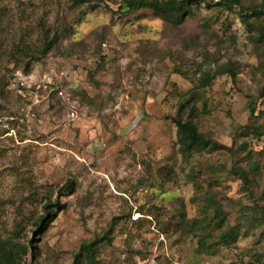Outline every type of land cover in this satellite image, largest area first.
<instances>
[{"label": "rangeland", "instance_id": "rangeland-1", "mask_svg": "<svg viewBox=\"0 0 264 264\" xmlns=\"http://www.w3.org/2000/svg\"><path fill=\"white\" fill-rule=\"evenodd\" d=\"M119 1L0 0L12 15L6 51L12 34L29 33L27 41L39 45V21L61 36L28 67L6 64L0 54L6 83L0 100L2 237L20 241L25 261L35 264H70L79 245L96 237L102 238L99 264L151 258L157 264H264V224H251L250 211L239 209L264 208V133L246 129L264 124V45L250 39L237 13L206 0H195L198 7L180 25L148 9L119 12ZM204 72L215 76L198 104L197 122L233 151L184 160L170 117L180 94ZM250 100L255 113L262 111L251 119ZM246 154L259 165L250 195L232 174L233 165L247 169ZM67 181L71 190L64 188ZM194 181L222 204L224 230L235 239L211 254L198 252L193 238L168 223L176 207L187 217L198 215L191 198L202 193ZM48 201L61 206H50L55 215L38 230L33 223Z\"/></svg>", "mask_w": 264, "mask_h": 264}, {"label": "trees", "instance_id": "trees-1", "mask_svg": "<svg viewBox=\"0 0 264 264\" xmlns=\"http://www.w3.org/2000/svg\"><path fill=\"white\" fill-rule=\"evenodd\" d=\"M73 6H78L85 2H91L92 0H71ZM207 6H215L218 11H224L227 13H237L241 22L247 26L250 39L256 43L264 45V0H206L203 1ZM197 4L195 0H120L117 5V10L123 12L125 9L127 12L136 11L140 9H148L154 12L162 19L170 22L172 25H180L191 17V10L196 8ZM198 7V6H197ZM125 11V12H126ZM12 18L11 11L4 6H0V54L6 56V64H21L24 67H28L32 61H37L43 58L52 47L59 41L60 34L59 29L56 26H46L44 21H39L37 25V31L39 34V45L31 44L27 41L29 33L24 34H12L10 37V45L8 50L3 49L5 47L6 33L5 27L8 21ZM257 19L259 23H253L250 20ZM6 24L4 25V23ZM208 23L204 21L202 28L206 29ZM67 32V30L65 31ZM3 52V53H2ZM260 72L262 76V85L260 92L264 96V61L260 63ZM5 68L7 66L5 65ZM232 80H235L236 74L228 69L227 71ZM218 74V72H217ZM215 73L204 72L198 79V82L192 86L189 90L180 94V98L176 104L174 114L170 117L176 127V136L179 144V150L184 160H188L195 154L203 152H212L215 150L225 149L229 152L233 151V148L225 147L218 144L216 141L208 137L199 127L198 120V104L204 102L205 98L202 96L206 87L209 86L211 79H213ZM6 83L3 81V77L0 76V100L4 99V88ZM1 102V101H0ZM248 110L250 113V119L257 117L255 113L256 107L254 100L248 102ZM249 131V135H261L264 133V124L246 126ZM263 130V132H262ZM243 150V149H241ZM245 162L247 169L242 165H233L232 174L237 176L242 182V188L247 194H251L250 185L257 177L259 169L258 163L253 159L251 155L246 154V158L242 159ZM205 170L209 173H216L215 169L209 168ZM199 174V173H197ZM191 172L186 176L191 175L193 180L198 179L194 176H198ZM194 186L197 191L201 192V186L194 181ZM64 188L71 190L72 183L67 181ZM260 199H264V188L262 189ZM192 202L197 205L198 215L194 217H187L185 209L177 208L174 213L169 215V224H173L180 230V234L186 238H193L196 242V250L202 253H214L215 247L228 244L235 239L231 234H228L225 230V220L227 213L224 212L221 203L217 202L215 197L211 195L203 194L195 195L191 198ZM252 205V204H251ZM50 206L60 207L61 205L56 203L44 204L42 207L43 213L38 216L33 223L39 230L45 225V221H49L55 215L54 210L50 209ZM240 211H250L247 216V221L251 224L257 222L258 224H264V208L263 206L255 203L252 206L241 205ZM167 223V224H168ZM250 224V225H251ZM106 238L110 241L106 234L103 239ZM215 238L217 241H215ZM102 238L96 237L91 241L83 242L79 245L77 251L73 255L72 262L70 264H99L95 258L97 254V243ZM214 240L215 243H210ZM35 250V247H32ZM25 246L15 239L2 237L0 233V264H35L31 259L25 261Z\"/></svg>", "mask_w": 264, "mask_h": 264}, {"label": "built area", "instance_id": "built-area-1", "mask_svg": "<svg viewBox=\"0 0 264 264\" xmlns=\"http://www.w3.org/2000/svg\"><path fill=\"white\" fill-rule=\"evenodd\" d=\"M147 264H157L155 258H151Z\"/></svg>", "mask_w": 264, "mask_h": 264}]
</instances>
